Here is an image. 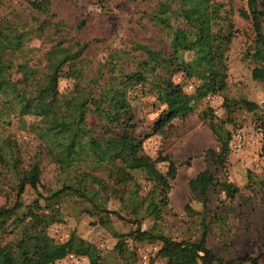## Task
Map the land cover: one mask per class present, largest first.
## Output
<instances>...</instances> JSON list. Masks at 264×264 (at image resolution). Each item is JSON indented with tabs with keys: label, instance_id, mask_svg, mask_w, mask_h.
<instances>
[{
	"label": "trees",
	"instance_id": "obj_1",
	"mask_svg": "<svg viewBox=\"0 0 264 264\" xmlns=\"http://www.w3.org/2000/svg\"><path fill=\"white\" fill-rule=\"evenodd\" d=\"M54 1L22 0L20 6L8 4L9 11L0 13V165L11 172L14 192L12 203L8 204L10 196L4 194L0 205V264H53L67 253L84 256L87 264L99 263L97 246L73 230L62 242L48 235L49 225L61 221L55 200L64 196L84 202V212L98 215L100 225L111 215L134 225L125 235L113 233L118 238L113 250L124 264L135 260L126 237L139 244L159 242L154 258L163 264H264L261 252L222 260L208 246V230L219 222L215 213L207 216L209 187L214 183L208 170L188 179V190L200 209L185 203V235L179 239L164 231L170 226L165 217L170 212V181L177 165L161 152L151 162L138 163L145 154L144 132H136L132 122L140 95L149 93L155 98L153 105L159 109L151 127L155 134H163L172 121L185 119L208 95L220 96L223 119L215 117L210 108L200 112L217 143L218 150L213 151L217 162H223L230 152L226 123L233 110L242 107L254 114L259 110L257 103L227 94V48L233 30L223 5L212 0H139L123 25L118 45L104 50L103 61L95 66L86 54L89 43L77 37L87 25L86 17L81 15L74 25H67L53 11ZM86 1L105 16L116 0ZM244 3L239 11L249 21L255 58L250 76L264 92V0ZM32 38L49 42L47 61L21 83L11 71L25 64L22 45ZM176 74L192 80V89L176 82ZM62 75L71 83L60 92L57 81ZM100 75L102 81L97 78ZM44 97L49 98L48 105L32 128L39 149L24 158L9 132H4L5 125ZM256 120L264 140V112ZM40 154L59 170L55 188L46 190L47 195L37 189ZM157 162H166L164 172L156 168ZM188 162L189 157L180 164ZM100 180L122 187L112 197L116 209L107 208L109 198L99 190ZM27 186L36 198L23 204L20 199ZM220 187L228 196L238 191L230 182L222 181ZM145 219L148 225L141 227Z\"/></svg>",
	"mask_w": 264,
	"mask_h": 264
},
{
	"label": "rangeland",
	"instance_id": "obj_2",
	"mask_svg": "<svg viewBox=\"0 0 264 264\" xmlns=\"http://www.w3.org/2000/svg\"><path fill=\"white\" fill-rule=\"evenodd\" d=\"M223 5L232 23L233 35L227 50V94L229 97H241L257 103L259 110L251 113L238 107L231 114V121L226 123L230 131V152L223 162H217L213 151L218 150L209 128L200 118V112L210 108L218 119L225 116L223 99L218 95L205 97L194 111L183 120H174L163 134L152 132V122L155 120L158 107L153 105L155 98L149 94L138 96L137 111L132 122L136 132H144L142 144L144 156L138 163L151 162L161 152L167 155L177 165L174 178L170 181L169 213L165 217L170 226L164 231L175 237L184 234L183 212L185 203H190L199 210V201L188 190V179L201 170H208L214 177V183L209 187L207 202V216L215 213L219 222L208 230L207 244L222 260L236 259L244 255L264 253V140L256 117L264 112V92L261 84L251 79L250 71L255 63L252 48V32L249 21L240 14V8L246 6L244 0H212ZM22 0H0V13H7L9 6H20ZM139 0H116L109 5L110 14L104 16L96 5L86 0H55L53 11L67 25H74L81 15L87 19V25L81 29L77 37L82 42H88L86 54L90 59L101 63L104 50L118 45L123 34V25L135 10ZM49 42L34 39L25 42L22 50L25 52V64L14 68L11 75L19 82H25L35 69H40L47 61L46 50ZM99 71L95 73L98 74ZM102 81V77H97ZM176 82L191 90L193 81H185L179 74L174 76ZM69 79L61 76L57 81L60 92L70 86ZM188 84L192 87L189 88ZM49 98L44 97L34 102L27 113L12 116L10 123L5 125V133L9 132L12 139L21 149L24 158L37 153L39 145L32 134V128L39 123L40 114L48 105ZM189 157L188 165H181ZM41 169L38 192L47 195L46 190L55 188L59 170L55 164L43 154L39 155ZM156 168L164 172L166 162H157ZM11 172L0 165V205L4 202V194L14 199L11 191ZM222 181L230 182L238 191L234 196H228L221 189ZM146 188L145 182L140 181ZM98 188L104 197L108 209H116L117 202L112 198L122 192V187L111 181H99ZM36 198V192L30 187L24 189L21 203L26 204ZM55 207L59 210L61 221L51 223L47 229L48 235L55 241L66 240L68 233L73 230L79 237L97 246L101 259L98 264H124L123 259L113 250L118 238L113 233L125 235L134 229V225L123 222L113 215L108 217L105 225L97 222L98 215H88L84 212L86 204L81 200L64 196L55 200ZM123 215V212H121ZM148 225L147 220L142 226ZM179 238V239H180ZM128 249L135 253L134 264H163L162 259L154 258L159 242L139 244L130 237H126ZM152 259V260H151ZM151 260V261H150ZM53 264H73L61 258ZM83 264V263H77ZM240 264V263H237ZM246 264V263H242Z\"/></svg>",
	"mask_w": 264,
	"mask_h": 264
},
{
	"label": "built area",
	"instance_id": "obj_3",
	"mask_svg": "<svg viewBox=\"0 0 264 264\" xmlns=\"http://www.w3.org/2000/svg\"><path fill=\"white\" fill-rule=\"evenodd\" d=\"M188 87L191 88L192 85L188 84ZM210 97H211L210 95L207 96V98H210ZM63 258L70 261V263H73V264H77L79 262L83 264H87L86 258L84 256L75 255L73 253H67Z\"/></svg>",
	"mask_w": 264,
	"mask_h": 264
}]
</instances>
